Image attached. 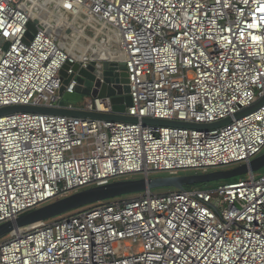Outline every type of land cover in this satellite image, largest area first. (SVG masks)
<instances>
[{
	"label": "built area",
	"instance_id": "obj_1",
	"mask_svg": "<svg viewBox=\"0 0 264 264\" xmlns=\"http://www.w3.org/2000/svg\"><path fill=\"white\" fill-rule=\"evenodd\" d=\"M49 11L91 20L109 56L85 52L88 37L70 44L63 30L56 39L62 25ZM35 18L41 20L27 44ZM43 21L54 24L51 34ZM105 60L126 66V116L232 121L198 129L1 116L0 224L85 188L230 168L264 151V105L235 119L264 95V0H0V108L62 107L63 66ZM77 84L75 75L65 93ZM81 108L113 112L110 97L86 99ZM0 264H264V174L84 206L5 237Z\"/></svg>",
	"mask_w": 264,
	"mask_h": 264
},
{
	"label": "water",
	"instance_id": "obj_2",
	"mask_svg": "<svg viewBox=\"0 0 264 264\" xmlns=\"http://www.w3.org/2000/svg\"><path fill=\"white\" fill-rule=\"evenodd\" d=\"M40 20V18H35L28 24V30L24 37L25 43L28 44L33 39L34 34L37 32L36 25L39 24ZM41 25L42 27L48 28V34L52 33L54 24L50 25L49 22L43 21ZM72 28L73 25H70L66 29H64V26H60L56 32V39L62 34L63 30L66 33H70ZM69 69L73 70V73L70 75L67 73V70ZM60 74L62 86L59 90V94L63 97V100L79 103L84 98L86 101V99L92 100L98 97H110L113 104V112L101 113L83 110L81 107L77 106H74L73 108L68 106L52 108L39 105H10L0 108V117L14 112H34L99 120L127 122L141 121L143 125H172L198 129L217 128L232 121V118H227L215 123L197 124L152 118L139 119L135 116L124 115L123 113L125 112L126 107L132 105V98L130 96V87L128 84V73L126 72V66L123 62L110 63L105 60L100 63L91 61L87 68L81 67L78 62L73 64L68 62L63 66ZM75 75L78 84L74 93H65L66 86L71 82ZM263 105L264 95L251 106L238 112L235 115V119H241L260 109ZM262 169H264V151L249 162L231 168L212 170L205 173L181 174L177 176H142L127 178L85 188L2 222L0 224V241L19 229L63 216L90 204L161 188L186 191L187 187L228 181L245 175L249 176Z\"/></svg>",
	"mask_w": 264,
	"mask_h": 264
},
{
	"label": "rangeland",
	"instance_id": "obj_3",
	"mask_svg": "<svg viewBox=\"0 0 264 264\" xmlns=\"http://www.w3.org/2000/svg\"><path fill=\"white\" fill-rule=\"evenodd\" d=\"M70 22L73 23V25H74L73 28H72V31L70 33H68L70 35V37H71V39L69 40L70 44H72V38L74 37V34L78 33L79 30L83 31V35L84 36H86V37L88 36L89 37V40L87 41V46L90 45L91 47L95 48L96 47V41H101V37L97 36L96 31L94 30V27L96 26V24L91 22V20L83 22L80 19H76V18L70 16L68 23H70ZM69 26H70V24H69ZM65 34H67V33H65ZM91 39H94V40H92L93 42L90 41ZM85 40H87V39H83V41H85ZM84 102H85V98L79 103L78 102H70V101L63 100L61 102V105L68 106V104L73 103L75 106L81 107V106H83ZM234 166H236V165H232V166H229V167L231 168V167H234ZM224 169H226V168H224ZM192 172L193 171H184V172H181V174H189V173H192ZM262 174H264V169H262L261 171L255 173V176H260ZM242 178L243 179L247 178V175L242 176V177L233 178V179L228 180V181H237V180H240ZM222 182H225V181L208 183V184L204 185L203 187L195 185V186H192V187H190L188 189H197V188H206V187L215 188ZM170 191H172V189L161 188V189H156V191H154V192L157 193V194H165V193H168Z\"/></svg>",
	"mask_w": 264,
	"mask_h": 264
},
{
	"label": "bare ground",
	"instance_id": "obj_4",
	"mask_svg": "<svg viewBox=\"0 0 264 264\" xmlns=\"http://www.w3.org/2000/svg\"><path fill=\"white\" fill-rule=\"evenodd\" d=\"M34 14L35 15H33V16L40 17V12L35 11ZM49 14H50L49 16H51L52 18L56 19L57 23L61 24L62 26L63 25H67L68 22H69L68 15H65L62 12H58V13L53 14L52 11H49ZM80 14L78 15L80 18H78V19H80L81 21H84V22L88 21V18H85L84 15H80ZM69 24L72 25L73 23L70 22ZM63 33H64V31H62V34ZM73 38H76V41L79 42V41H81V39L86 38V36L83 35V31L82 30H79L78 33L74 34ZM92 40H94V39H91L90 41L93 42ZM96 44L98 45L97 49L100 52L96 53L95 52V48L91 47L90 45L86 47L85 52H88V53L90 52L92 58H95V59H97V58H102V59L107 58L109 56V47H108V45H106V42L104 40H101V41H96ZM70 54L72 56L74 55V54H72V52H70Z\"/></svg>",
	"mask_w": 264,
	"mask_h": 264
},
{
	"label": "trees",
	"instance_id": "obj_5",
	"mask_svg": "<svg viewBox=\"0 0 264 264\" xmlns=\"http://www.w3.org/2000/svg\"><path fill=\"white\" fill-rule=\"evenodd\" d=\"M226 182H227V181H226ZM228 182H230V181H228ZM197 186H201V187H203L204 185H197ZM188 188H190V187H187V189H188ZM153 191H156V190H153Z\"/></svg>",
	"mask_w": 264,
	"mask_h": 264
}]
</instances>
